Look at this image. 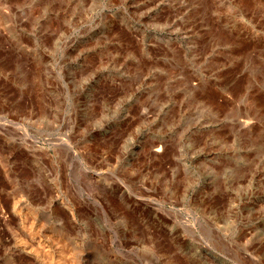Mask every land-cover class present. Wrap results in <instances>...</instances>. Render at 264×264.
I'll return each instance as SVG.
<instances>
[{"label": "rangeland", "instance_id": "374dc122", "mask_svg": "<svg viewBox=\"0 0 264 264\" xmlns=\"http://www.w3.org/2000/svg\"><path fill=\"white\" fill-rule=\"evenodd\" d=\"M0 153L7 264H264V0H0Z\"/></svg>", "mask_w": 264, "mask_h": 264}, {"label": "bare ground", "instance_id": "6f19581e", "mask_svg": "<svg viewBox=\"0 0 264 264\" xmlns=\"http://www.w3.org/2000/svg\"><path fill=\"white\" fill-rule=\"evenodd\" d=\"M0 164H2V163H0ZM3 165H4V163H3ZM1 168H2V165H1ZM1 168H0V170H1ZM3 170H5L4 167H3L2 171ZM1 174H2V172H1ZM3 186H4V184H3ZM1 189H3V188H1ZM2 193H4V191ZM1 199H0V201H1ZM4 199H2V200H4ZM4 203L5 202H3V201L0 202V209H1L0 212H2V215H3L4 211H5ZM12 211H13L14 214H16L18 216V224L20 226V229L22 231H24V233L28 232L31 235L36 233L35 232V228H36L35 226L36 225L33 224L30 227H26L25 219L23 218V214H22L23 213V209L21 208V206L19 205V203L17 201L14 202V204L12 206ZM2 215H0V217H1L0 218V264H7L6 263V259H5V257H6L5 256V252H6V248H8V247H5V238H4V231L7 230V227H6V224H5L4 216H2ZM5 228H6V230H5ZM29 234H26V235H29ZM13 238L16 239L17 237L15 238V236H14ZM139 239H140L139 242L143 244L144 243L143 242V240H144L143 235L139 236ZM17 243H18V245L15 243L14 246L16 245L15 247H17L19 249V252L25 253L26 256L28 257V262L26 264H57V262L55 261L53 255L50 254L48 251L44 250L43 247H41L40 244H38L36 246V248H33L31 246H29L30 248H27V247H25L26 245H24L26 243H24V244L21 243V240L19 242H17ZM123 243L117 242L116 244L118 246H120L121 244L123 245ZM122 245H121V247H122ZM15 247L13 248V251H14ZM149 250H150V248L146 247L145 245L144 246L142 245V248L138 247V246H136V247L133 246L132 248H130L129 250L126 251V253H127L126 255L135 256L138 253H140L141 251L142 252H149ZM150 255L153 257V253L152 252H151ZM95 256L96 255H95V253L93 251L92 252L88 251V252L84 253L83 255H81L79 258H77L75 256L72 257L71 261H72V264H80L81 262L85 263V264H91L94 261ZM63 259L64 258H62V261H63ZM143 261H144L143 262L144 264H151L153 262L152 258H148V257H145ZM158 261H160V259ZM175 264H179V263L176 261Z\"/></svg>", "mask_w": 264, "mask_h": 264}]
</instances>
